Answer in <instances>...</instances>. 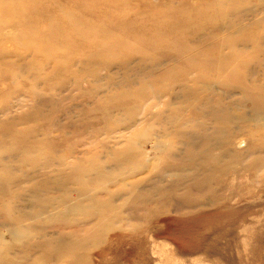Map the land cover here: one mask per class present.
Wrapping results in <instances>:
<instances>
[{
	"label": "rangeland",
	"instance_id": "obj_1",
	"mask_svg": "<svg viewBox=\"0 0 264 264\" xmlns=\"http://www.w3.org/2000/svg\"><path fill=\"white\" fill-rule=\"evenodd\" d=\"M0 264H264V0H0Z\"/></svg>",
	"mask_w": 264,
	"mask_h": 264
},
{
	"label": "bare ground",
	"instance_id": "obj_2",
	"mask_svg": "<svg viewBox=\"0 0 264 264\" xmlns=\"http://www.w3.org/2000/svg\"><path fill=\"white\" fill-rule=\"evenodd\" d=\"M47 29V28H46ZM45 34V33H44ZM42 36V35H41ZM17 76V75H16Z\"/></svg>",
	"mask_w": 264,
	"mask_h": 264
}]
</instances>
